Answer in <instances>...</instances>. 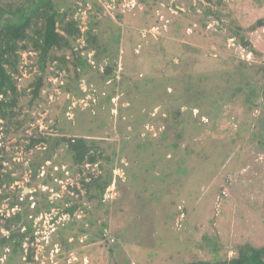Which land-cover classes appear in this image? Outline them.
<instances>
[{"label":"rangeland","instance_id":"obj_1","mask_svg":"<svg viewBox=\"0 0 264 264\" xmlns=\"http://www.w3.org/2000/svg\"><path fill=\"white\" fill-rule=\"evenodd\" d=\"M52 2L81 36L71 50L53 52L65 65L50 61L44 72L30 44L20 53L21 96L0 117V264H188L232 259L244 244L264 246L260 95L253 104L233 98L214 123L201 117L206 126L185 140L194 154L180 174L177 157L161 148L176 141L178 119L158 106L140 140L160 152L154 176L169 175L153 179L143 163L133 183L117 161L125 108L156 94L164 78L218 76L240 62L264 66V27L252 29L264 21V0ZM217 76L211 84L223 87L225 75ZM151 101L136 111L148 113ZM69 137L85 138L100 153L97 163L75 165L62 142ZM39 139L46 142L30 148ZM196 151L206 155L203 165ZM154 189L159 197L150 199Z\"/></svg>","mask_w":264,"mask_h":264},{"label":"trees","instance_id":"obj_2","mask_svg":"<svg viewBox=\"0 0 264 264\" xmlns=\"http://www.w3.org/2000/svg\"><path fill=\"white\" fill-rule=\"evenodd\" d=\"M258 27H264V21L257 22L256 26L252 29ZM80 36L81 31L78 23L72 18L67 19L66 14L60 13L55 8L52 0H24L15 7L11 5L2 6L0 4L1 118L6 120L8 115L12 114L14 106L17 105L18 98L21 96L15 82V75L17 74L21 59L20 53L27 50L31 45L33 51L38 55L39 70L44 72L47 63L50 61H60L65 65L67 61L65 57H58L53 52L71 50L73 48L72 41L78 39ZM87 42L93 43L89 37L87 38ZM244 45L246 46L248 43H244ZM245 67H248V70ZM249 71H252L253 74L251 75ZM222 75H225L223 87L219 83L211 84V81L217 76L213 74L187 76L177 79L164 78L163 86L158 84L159 87H157L154 85L155 90L161 93L156 92V94H151L152 96L140 95L142 97L140 103L130 101L129 106L125 108L128 121L125 122L126 125L124 127H119L121 129V148L117 159L119 169L127 175L129 180L131 179L133 183L136 181L137 173L141 168L139 166L143 163H148L146 169L151 168L149 174L153 179L156 178L163 181L169 175V173L166 174L165 170L162 169L161 176H154L153 170L157 167V161H160L158 160L160 152L158 155L154 153V141L141 143L140 140V131L146 127L147 120L151 118L150 114L156 106L160 107L162 111H166L169 116L178 119V122L175 124L176 131H174L176 141L169 146H165L162 143L161 148L162 150H166V152H173L172 154L177 157L175 165L177 170L175 173L180 174V170H184L185 168L184 164L186 160L192 158L194 154L193 150L189 151V147L184 145L185 140L191 135L193 137L198 136L201 134L199 128L206 126V123L201 121V117L207 118L211 123L216 122L220 118L219 112L221 108L240 95L245 96V101L248 104H253V98L256 95H260L258 98L264 100V66L240 62L230 71L218 74V76ZM37 78L33 89V99L40 96L39 94L43 86V78L41 76ZM133 85L137 84L133 82ZM168 88H172V91L168 92ZM153 95H155V99ZM158 95H163V97L158 100L160 98ZM146 97H150L152 100L148 106V113H144L145 105L143 102L146 100ZM164 97L166 100H164ZM138 105L140 109L142 108L140 110L141 113L144 110L143 114L136 111ZM193 110L199 111L198 117L193 115ZM123 112L124 110L120 108L119 114L122 115ZM119 120L122 122L121 119ZM261 131H264V125H262ZM40 142H46V139L33 140L30 148ZM62 142L68 146L75 165L82 166L85 163H97L100 153H94V147L90 146L85 138L69 137L62 139ZM148 150H150V157H148ZM198 155L199 159H201L199 160L200 165H203L207 157L201 152L196 151V156L198 157ZM123 156L128 165L122 162ZM105 186L106 183L101 188L100 195L103 193ZM2 188L3 180L0 177V190ZM158 197L159 191L158 189H154L150 199ZM74 209L75 207H72L68 212L72 213ZM19 215H17V219L20 220ZM188 264H264V246L255 248L249 244H244L238 247L237 256L232 259L215 262L196 261Z\"/></svg>","mask_w":264,"mask_h":264}]
</instances>
